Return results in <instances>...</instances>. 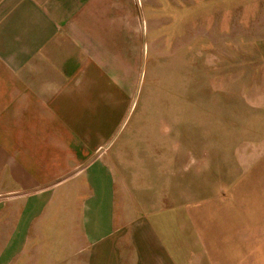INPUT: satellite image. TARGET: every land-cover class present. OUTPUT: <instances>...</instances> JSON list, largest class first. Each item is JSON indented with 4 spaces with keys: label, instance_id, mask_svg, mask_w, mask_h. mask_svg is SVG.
Segmentation results:
<instances>
[{
    "label": "rangeland",
    "instance_id": "374dc122",
    "mask_svg": "<svg viewBox=\"0 0 264 264\" xmlns=\"http://www.w3.org/2000/svg\"><path fill=\"white\" fill-rule=\"evenodd\" d=\"M115 1L136 100L110 264H264V0ZM88 252L55 260L95 264Z\"/></svg>",
    "mask_w": 264,
    "mask_h": 264
},
{
    "label": "crops",
    "instance_id": "0c3cea01",
    "mask_svg": "<svg viewBox=\"0 0 264 264\" xmlns=\"http://www.w3.org/2000/svg\"><path fill=\"white\" fill-rule=\"evenodd\" d=\"M116 3L0 0V264H58L62 250L121 262L119 141L136 99ZM153 152L140 155L172 166Z\"/></svg>",
    "mask_w": 264,
    "mask_h": 264
}]
</instances>
